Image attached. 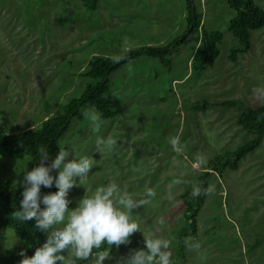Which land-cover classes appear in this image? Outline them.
<instances>
[{
  "label": "rangeland",
  "instance_id": "374dc122",
  "mask_svg": "<svg viewBox=\"0 0 264 264\" xmlns=\"http://www.w3.org/2000/svg\"><path fill=\"white\" fill-rule=\"evenodd\" d=\"M85 1L0 0L3 132H20L62 114L64 106L79 98L90 82L81 73L93 56L117 59L130 49L165 46L186 30L183 0H97L94 9ZM194 1L204 29L223 35L217 59L205 69H194L191 64L197 47L187 43L169 56L168 65L147 56L123 65L110 76L117 115L112 119L102 116L99 133L118 140L115 151L105 155L95 146L97 133L85 116L94 108L86 106L82 118L73 119L59 140L50 162L60 149L72 153L70 160L85 154L95 160L88 180L79 186L77 178V186L69 191L70 209L89 188L113 180L137 199L148 188L156 191L151 203L133 210V218L146 238L155 234L172 240L173 261L264 264V137L237 170L218 164L216 171L207 169L216 157L255 138L237 124L238 107L218 104L237 100L254 109L261 105L264 98H258L254 90H264V31H252L250 50L232 62L228 56L238 41L228 25L235 12L226 0ZM254 1L264 9V0ZM200 101L212 105L195 108ZM173 137L180 140L182 152L170 145ZM198 156L207 161L201 167L195 164ZM29 159L0 156V178L23 188L24 166L31 171ZM207 170L211 173L206 177L207 194L196 216V241L201 247L199 251L185 247L180 254V241L193 239L177 235L187 224L182 195L192 193V185ZM177 179L181 183L173 185ZM142 232L135 234L144 241ZM22 244L13 230L0 229V257ZM133 249H137L133 243L112 249V259L104 264H116Z\"/></svg>",
  "mask_w": 264,
  "mask_h": 264
},
{
  "label": "trees",
  "instance_id": "16d2710c",
  "mask_svg": "<svg viewBox=\"0 0 264 264\" xmlns=\"http://www.w3.org/2000/svg\"><path fill=\"white\" fill-rule=\"evenodd\" d=\"M184 21L186 30L181 37H178L161 47L148 46L138 49H130L117 59L93 56L88 62V69L81 73L82 77L90 79L79 98L68 102L62 114L44 119L38 126L27 128L20 132L5 133L0 129V156L8 160L22 159L30 157L32 160L31 170L39 164V149L47 148L50 158L59 149L58 142L68 131L73 119H81V110L90 106L99 111L106 119H112L117 115L116 107L112 99L110 90V76L118 71L123 65L136 60L139 57L147 56L158 59L162 65H168L169 56L180 46L192 43L197 47V51L192 59L194 69L206 68L219 56V44L223 35L217 31H207L204 29L203 16L194 0H183ZM230 9L235 12V16L230 20L228 30L238 45L233 46L229 53V60L237 62L238 54L246 53L251 48L252 31H264V9L259 7L254 0H226ZM97 0H86L85 5L95 8ZM212 104L207 101H200L194 104L195 108H207ZM220 107L240 109L237 124L248 133L255 135V138L240 146L234 151L225 152L214 159L213 167L207 168L216 171V164L223 169L229 168L237 170L238 164L249 153L253 152L262 143L264 137V100L256 109L244 106L240 101L229 100L218 104ZM50 163V160H49ZM211 173L207 170L202 173L199 185L206 190V177ZM23 188L12 184L8 180L0 178V229H11L23 241L21 246L7 249L0 257L2 264H20L23 257L20 252L23 250L27 256H32L37 247L41 246L46 235L35 228V221L22 223L15 219L14 213L20 208L21 193ZM57 189L41 188V196L55 192ZM205 194L194 197L192 193L182 195V202L185 204L184 218L186 226L178 232V237L190 235L197 239L198 226L196 216L203 204ZM43 208L44 206L41 205ZM130 243L135 244L137 249L144 248V241L133 234ZM186 247V242L180 241V254ZM114 249V248H113ZM89 264V262H84ZM172 264H181L172 261Z\"/></svg>",
  "mask_w": 264,
  "mask_h": 264
},
{
  "label": "clouds",
  "instance_id": "9594fccd",
  "mask_svg": "<svg viewBox=\"0 0 264 264\" xmlns=\"http://www.w3.org/2000/svg\"><path fill=\"white\" fill-rule=\"evenodd\" d=\"M254 92L258 98H264V90ZM85 116L97 133L95 146L102 148L105 155H111L118 140L99 135L104 123L101 113L90 109ZM169 143L175 151H183L178 138H171ZM70 154L67 149H60L49 163L50 154L47 148L41 147L35 159L39 164L31 171L24 166L20 181L22 199L14 217L22 223L34 220L35 228L46 235V240L30 257L22 250L20 264H84L89 261L91 264H104L112 259L113 248L128 245L134 233L142 232L140 223L133 218V210L151 203L157 196L156 191L148 188L143 198L137 199L126 187L113 180L94 190L89 188L88 194L85 192L76 207L70 209L69 191L77 186V178L79 186L87 181L90 170L95 166V160L89 155L70 160ZM206 162L205 157L198 156L195 164L201 167ZM54 171L56 175L52 174ZM134 171L140 172L141 169L135 168ZM179 183V179L173 181V185ZM53 186L57 191L41 196L42 187ZM202 193L207 194V190L199 184L192 185L194 197ZM144 245V248L133 249L117 259L116 264H172L171 239L155 234L146 238L144 235ZM186 247L190 251H199L201 245L195 239H189Z\"/></svg>",
  "mask_w": 264,
  "mask_h": 264
},
{
  "label": "crops",
  "instance_id": "0c3cea01",
  "mask_svg": "<svg viewBox=\"0 0 264 264\" xmlns=\"http://www.w3.org/2000/svg\"><path fill=\"white\" fill-rule=\"evenodd\" d=\"M175 81V80H174Z\"/></svg>",
  "mask_w": 264,
  "mask_h": 264
}]
</instances>
